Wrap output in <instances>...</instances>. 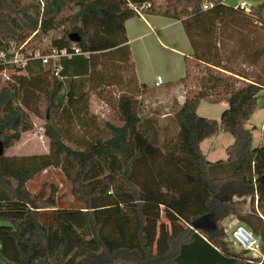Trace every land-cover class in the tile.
Returning a JSON list of instances; mask_svg holds the SVG:
<instances>
[{
    "label": "trees",
    "instance_id": "16d2710c",
    "mask_svg": "<svg viewBox=\"0 0 264 264\" xmlns=\"http://www.w3.org/2000/svg\"><path fill=\"white\" fill-rule=\"evenodd\" d=\"M24 1L0 0V53L4 54L0 73L11 74L0 86V138L6 154L33 130L30 114L35 113L45 120L51 154L0 157V259L6 264H264L230 251L222 227L230 217L243 222L259 239L264 254V146L254 147L252 131L246 128L264 90L263 75L249 78L225 66L233 57H242V62L237 61L250 67L261 62L264 2L247 13L222 0H213L208 9L203 8L205 0H171L163 11L155 10L149 0ZM130 4H150L144 14L179 21L192 47V54L184 57L185 75L177 81L187 90L172 118L177 132L172 135L169 126L163 127L153 116L142 118L135 98L122 95L119 124L101 122L106 136L76 150L66 144L55 115L74 107L81 88L76 79L89 77L95 56L130 52L125 23L139 17ZM73 8L75 12L67 14ZM62 27L63 35L53 37L48 47L32 48L24 67L11 63L12 43L16 48L42 43ZM72 33L80 40L73 42ZM224 40L234 45L227 57L222 54ZM53 51L60 54L55 67L52 61H42ZM143 87L148 89L146 84ZM34 99L38 112L31 109ZM203 101L227 103L219 121L199 116ZM219 131L234 141L226 149V160L213 163L201 144ZM149 149L152 153L147 156ZM139 160L154 178L161 174V166H168L169 173L178 174L171 180L200 189L204 196L203 209L189 216L184 211L187 224L164 238L163 252L151 244L147 200L132 179ZM52 167L61 169L67 180L70 200L66 202L55 185L38 192L29 187L38 174ZM247 202L250 209L239 210Z\"/></svg>",
    "mask_w": 264,
    "mask_h": 264
},
{
    "label": "rangeland",
    "instance_id": "374dc122",
    "mask_svg": "<svg viewBox=\"0 0 264 264\" xmlns=\"http://www.w3.org/2000/svg\"><path fill=\"white\" fill-rule=\"evenodd\" d=\"M29 1L25 0L24 2L27 4ZM149 1L153 3L155 10L159 11H163L171 5V0ZM239 1L248 4L250 10L252 7L264 2V0H229V3L236 5ZM75 10L76 8H73L67 14L75 12ZM262 17L264 21V11ZM147 23H150L154 29H150ZM126 26L130 52L127 54L126 50H116L95 56L93 69L89 77L76 79L81 88L76 93L74 107L68 113L60 111L59 114L55 115V120L65 134L66 144L76 150L85 149L90 142L106 136V131L100 125L101 122L109 121L119 124L118 100L122 95L135 98L142 118L153 116L163 127L168 125L172 135L177 132V127L172 118L179 109L178 96L184 95L182 92L186 93L187 91L183 85L177 83V80L184 75V57L193 52L183 25L179 21L166 17L144 14L143 17L132 18ZM62 30L63 27L52 33L42 43L32 42L28 46L25 43L17 48V45L12 43L10 53L13 56L18 55V60L25 62L26 57L33 53V47H48L53 37L63 35ZM227 36H229V33H227ZM260 43L264 46L262 40ZM225 44L226 47L223 49L222 54L227 57L234 50V45L229 41H225ZM38 52V50L35 51L36 54ZM233 58L231 61H226L227 65L225 66L245 72L249 78L259 77L261 72L263 75H261V80L264 82V57L257 67H250L249 63L242 65L240 63L242 57ZM237 59L240 61L238 62ZM52 66L54 67V63ZM158 77L162 79L163 85L155 88ZM9 78H11V74L8 70L1 72L0 86ZM169 83L171 86L175 83L179 86L178 89L174 90L173 87L168 86ZM143 84H146L148 89L143 87ZM68 92L69 87L64 90V94L67 95ZM179 92L180 94H178ZM63 101V105H65L68 101L67 97H64ZM32 102L31 109L38 112L39 104L37 100L34 99ZM227 106L204 102L199 108L198 114L201 117L219 120ZM263 119L264 92L259 96V106L252 117L253 124L257 126L256 133L260 134ZM30 120L33 130L24 133L21 140L6 151L5 155L7 157L18 158L51 154L49 139L44 134V118L31 113ZM249 126L250 124H248ZM251 131L253 132V130ZM259 139V136L255 137L254 147L259 145ZM233 141L234 139L230 134L219 131L217 136L215 135V137L206 140L202 149L204 152L208 148L211 149L210 161L224 160L226 159V149ZM141 148L146 149L147 146L142 143ZM151 153L152 151L149 149L147 156H150ZM158 164L161 165V162L158 161ZM160 171L161 174L158 172V176L154 178L150 172L146 171L143 161L139 160L134 163L132 179L142 187L143 198L147 200L148 235L151 244L155 251L163 252L164 238L168 234H176L183 228L184 224H187L188 219L184 218V211L189 212L187 214L189 216L193 213H199L203 209L201 206L204 196L200 189L180 186L179 182L167 177L170 176V173L166 166H161ZM52 185L58 187L59 195L64 202L70 200L67 192V180L59 168H49L38 174L29 183V187L35 192L40 191L43 186H48L47 191H49ZM169 198L172 199V204H170ZM238 208L242 211H248L250 204L247 202ZM255 208H257L256 203ZM230 220H232V217L228 222ZM228 222H222V227L224 229V241L229 250L245 257L251 256L230 241L235 225H243L248 229L249 227L239 220L227 226ZM258 259L262 260V257L259 256Z\"/></svg>",
    "mask_w": 264,
    "mask_h": 264
},
{
    "label": "built area",
    "instance_id": "2783aa9c",
    "mask_svg": "<svg viewBox=\"0 0 264 264\" xmlns=\"http://www.w3.org/2000/svg\"><path fill=\"white\" fill-rule=\"evenodd\" d=\"M213 0H205L203 4L204 9H208L213 6L212 3ZM150 7V4L143 5L141 7H137L135 5L130 4V8H132L139 17H143L144 10L148 9ZM239 9L250 12V6L246 3H242L237 6ZM76 53H79L78 49H75ZM62 55H66V51L61 52ZM60 54L57 51H53V53L49 56L42 57V61L44 64H48L49 62L57 63V60L59 59ZM0 57H4V54L0 53ZM35 57H39L38 54L35 55ZM54 58V59H53ZM11 63L16 64L19 67H24L25 62L23 60H18V55H14ZM56 75H58V69L56 70ZM163 85V81L160 77L157 78L155 82V86L160 87ZM234 245H236L238 248H240L243 251H246L251 255L253 258H258L259 256L262 257V261H264V254L261 251V245L260 241L255 235L248 229L247 227L243 225H238L233 231L231 235V240Z\"/></svg>",
    "mask_w": 264,
    "mask_h": 264
},
{
    "label": "crops",
    "instance_id": "0c3cea01",
    "mask_svg": "<svg viewBox=\"0 0 264 264\" xmlns=\"http://www.w3.org/2000/svg\"><path fill=\"white\" fill-rule=\"evenodd\" d=\"M225 4H227V5H230V6H233V7H236V6H238V5H240V4H242V3H245L244 1H239V3H237L236 5H233L231 2L229 3V0H222ZM149 16H151V15H149ZM153 16H155V15H153ZM129 22V20L125 23V28H126V31H127V26H126V24ZM148 24V27L150 28V29H154V27L150 24V23H147ZM192 54V53H191ZM190 54V55H191ZM187 56H189V55H187ZM184 75H185V70H184ZM183 75V76H184ZM182 76V77H183ZM181 77V78H182ZM181 78H179L178 80H180ZM177 80V81H178ZM173 84H174V86H173ZM172 84V86H171V84L169 83L168 84V86H171V87H173L174 88V90H176V89H178V85H175V83H173ZM155 88H156V86H154ZM153 88V87H152ZM262 92H264V90L262 91ZM261 92V93H262ZM260 93V94H261ZM178 94H180V92L178 93ZM178 94H177V96H178ZM182 94H184V95H179L178 96V103H179V106H181L183 103H184V101H185V92H182ZM260 94H259V96H260ZM259 96H258V106H259ZM204 102H206V101H203V102H201V104L199 105V107H198V111H199V108L201 107V105H202V103H204ZM208 103V102H207ZM211 104V103H210ZM218 104H223V105H227V103L226 102H222V103H218ZM258 108V107H257ZM197 111V112H198ZM254 116V114L252 115V117ZM252 117L250 118V120L246 123V128L247 129H249L250 131L251 130H253V132H252V135H253V139L255 140V137H257V136H259V140H260V143H259V145H263L264 146V119H263V123H262V125H261V127H260V134L259 133H256L257 131V126H255V124H253V122H252ZM220 120V119H219ZM219 120H217V121H219ZM248 124H250V126L248 127ZM217 136V135H216ZM215 137V136H214ZM209 139H211V138H209ZM209 139H207V140H209ZM263 140V141H262ZM206 142V140L201 144V149H202V147H203V144ZM231 145V144H230ZM202 151H203V149H202ZM204 152V151H203ZM211 153V149L210 148H208L207 149V151L206 152H204V154L206 155V157H207V159L209 160V154ZM226 158H227V155H226ZM224 160H226V159H224ZM210 161V160H209ZM220 161V160H219ZM210 162H213V163H215V162H217V161H210ZM166 167H168V166H166ZM170 176H167V177H169V178H175L176 177V175H178L175 171H173V170H171V172H170ZM248 202H249V199H248ZM231 218V217H230ZM230 218H227L226 220H224V222H228V220L230 219ZM236 222H238V220L236 219V218H234V217H232V220H230L228 223H227V226H228V224H234V223H236ZM238 225H235V228L237 227ZM0 264H6V262L5 261H3V260H1L0 259Z\"/></svg>",
    "mask_w": 264,
    "mask_h": 264
},
{
    "label": "water",
    "instance_id": "95a60500",
    "mask_svg": "<svg viewBox=\"0 0 264 264\" xmlns=\"http://www.w3.org/2000/svg\"><path fill=\"white\" fill-rule=\"evenodd\" d=\"M70 39L73 41V42H77L80 40V37L77 33H72L70 34ZM5 145H4V142L1 140L0 138V157H3L5 155Z\"/></svg>",
    "mask_w": 264,
    "mask_h": 264
}]
</instances>
